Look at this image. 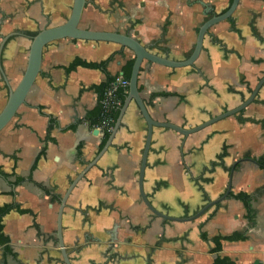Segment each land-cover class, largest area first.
<instances>
[{
	"label": "crops",
	"instance_id": "0c3cea01",
	"mask_svg": "<svg viewBox=\"0 0 264 264\" xmlns=\"http://www.w3.org/2000/svg\"><path fill=\"white\" fill-rule=\"evenodd\" d=\"M109 1L87 0L80 24L89 6L105 13ZM118 1L122 7H109L115 21L83 28L129 33L151 52L173 59L190 54L205 18L196 0ZM203 1L218 13L230 0ZM71 4L0 0V42L11 32L63 23ZM29 44L13 35L2 49L1 66L11 87L26 66ZM132 58L114 43L61 39L45 47L26 103L0 131V210L7 238L0 243V264H64L55 231L59 198L100 149L94 86L105 78L100 68L70 65L75 59L104 62L117 78ZM262 75L264 0H239L230 20L209 29L192 67L143 62L138 89L154 120L192 127L239 105ZM6 96L0 75V108ZM145 134L131 101L111 145L66 199L61 226L70 263L215 264L218 257L264 264V169L253 162L264 156V85L242 113L186 137L153 127L143 175V191L155 209L186 217L224 192L233 167L231 193L249 196L250 214L230 196L191 221L153 215L137 185ZM233 234L235 239L225 238ZM215 237L221 238L218 251Z\"/></svg>",
	"mask_w": 264,
	"mask_h": 264
},
{
	"label": "water",
	"instance_id": "95a60500",
	"mask_svg": "<svg viewBox=\"0 0 264 264\" xmlns=\"http://www.w3.org/2000/svg\"><path fill=\"white\" fill-rule=\"evenodd\" d=\"M196 2L203 7V11H202L203 15L206 16L210 11H212L211 6L205 3L203 0H196ZM86 3L87 0H72L69 15L67 16L65 21L59 25L45 27L35 31V33H31L29 31L11 32L8 35L2 37L0 42V75L7 86L6 100L2 108L0 109V131H2L10 123V121L15 117L17 110L26 103V98L40 72L43 51L45 47L51 42L61 39H69L74 41H84V42H93V43L96 42L114 43L122 48L128 49L133 54V58H132L133 62L131 66L130 75L128 78L127 92L121 107L118 109L117 118L114 121L113 127L105 143L99 149V151L93 157V159L90 160L88 163H86L85 167L81 171H79L76 174V176L70 181L65 192L59 198V205L56 214L55 231H56V238H57L59 252L61 254L62 262L64 264H71L67 252L64 248L63 239H62L61 218H62L63 209L65 207L66 199L69 196L71 190L77 184V182L81 178H83V176L89 169L95 166L98 159L111 145L113 137L121 124V119L125 113V110L127 109L131 101L135 103L139 111V114L141 115L146 125V134L144 138V145L142 148L140 165L137 176V185H138L140 199L142 203L145 205V207L153 215L161 218L162 220L186 222L199 217L201 214H203L213 205H217L221 201L230 197L231 174L234 168L233 167L231 168L229 180L224 192L219 197L206 202L200 209H198L192 215L186 217H174L158 211L151 205V203L149 202L147 196L143 191L144 168L146 166V157L151 142L153 127L170 129L186 137L189 134L200 131L205 127H208L220 120H223L227 117H233L242 113L249 104L255 101L260 89L264 85V75H262V77L258 79L255 86L251 89L248 95L245 98H243V100L239 105L231 109L225 110L218 115L210 117L209 119L192 127H182L167 121L154 120L149 114L146 105L144 103V100L141 97V93L138 89V76L142 63L148 62L151 64L165 66L168 68L192 67L201 52L203 40L207 35L208 30L217 23L225 21L228 18H230L237 7L239 0H231L227 9L224 12L219 14H213L199 25V27L197 28L193 48L190 54L182 60L161 56L159 54L151 52L146 45L142 44L137 38H135L133 35L129 33L83 28L80 24V20H81L82 12L86 6ZM13 35H21L23 37L28 38L30 44L28 48L26 66L17 83L14 85V87H11L9 85L6 75L2 70L1 52L7 39ZM253 162L256 163L254 160Z\"/></svg>",
	"mask_w": 264,
	"mask_h": 264
},
{
	"label": "trees",
	"instance_id": "16d2710c",
	"mask_svg": "<svg viewBox=\"0 0 264 264\" xmlns=\"http://www.w3.org/2000/svg\"><path fill=\"white\" fill-rule=\"evenodd\" d=\"M228 20H230V18ZM31 33H35V32H31ZM132 62H133V59H130V60L126 61L125 64L122 66V69H121L122 75H121V77L126 79V80H128V78H129ZM76 64H82V65H85L87 67L100 68L104 72V74H105L104 81L101 82L100 84L94 86L95 91L98 93V98H99V102H100V100L103 97V94H104L105 90L107 89V87L110 86V83L116 77L111 76V75L108 74V72L104 68V64H105L104 62H101V63H85V62H82V61H80L78 59H75L74 62L70 65V67H73ZM126 92H127V89L125 90V89H122V88H118L116 90V95L120 99L121 105H122V103L124 101ZM155 95L156 94H153V96H155ZM100 112H101V106H100V103H99V106H98L97 111H96L97 118H96V121H95L94 125L99 122ZM117 115H118V110L113 111L112 116L114 118V121L116 120ZM108 135H109V133H105V135L102 137L100 148L105 143ZM244 158L248 159L249 156L245 155ZM255 161L261 168L264 169V156L255 159ZM230 196L232 198L236 199V200H240L243 203V205H244V207H245V209L247 211V214H250L251 208H250V204H249V196L246 193H243V192H237V193H234V194L231 193ZM3 214H4L3 211L0 210V243L7 242V238L4 236L3 231H2V229H3V224H2V216H3ZM235 237H236V235L233 234V235L227 236L225 238L229 239V240H233V239H235ZM220 239H221L220 237L213 238V242L215 244L214 251L220 250V242H219ZM216 258H217V260H216ZM216 258H215V264H216V261H218V259L226 260V262H224V264H234L233 262H231V261H229V260H227L225 258H218V257H216Z\"/></svg>",
	"mask_w": 264,
	"mask_h": 264
},
{
	"label": "built area",
	"instance_id": "2783aa9c",
	"mask_svg": "<svg viewBox=\"0 0 264 264\" xmlns=\"http://www.w3.org/2000/svg\"><path fill=\"white\" fill-rule=\"evenodd\" d=\"M127 85L128 80L120 76L115 78L105 90L100 100L101 112L99 122L94 125V129L100 137H103L105 133H110L114 123L112 113L121 106V101L116 95V90L118 88L126 90Z\"/></svg>",
	"mask_w": 264,
	"mask_h": 264
},
{
	"label": "rangeland",
	"instance_id": "374dc122",
	"mask_svg": "<svg viewBox=\"0 0 264 264\" xmlns=\"http://www.w3.org/2000/svg\"><path fill=\"white\" fill-rule=\"evenodd\" d=\"M104 10L105 13L96 12L94 10L92 11L91 6H89L84 13L83 19L81 21V26L82 27L88 26L91 28H95V26H100L105 23L108 24V20H110L111 18L113 19L115 15L112 12H110L109 6L105 7ZM120 16H122V14ZM40 29L41 28H37V30Z\"/></svg>",
	"mask_w": 264,
	"mask_h": 264
},
{
	"label": "flooded vegetation",
	"instance_id": "af4514ba",
	"mask_svg": "<svg viewBox=\"0 0 264 264\" xmlns=\"http://www.w3.org/2000/svg\"><path fill=\"white\" fill-rule=\"evenodd\" d=\"M230 1H231V0H230ZM230 1H229V3H230ZM228 5H229V4H228ZM108 6L111 7V8H114V9H115V8H120V7H122V4H120V1H118V0H110ZM227 7H228V6H227ZM227 7H226L223 11L217 13V12H215V11L213 10V8H212V6H211L212 11H210V12L208 13V15H206V16L204 15L205 18L203 19V21L206 20L207 18H209L210 16H212L213 14H219V13L224 12V11L227 9ZM231 17H232V16H231ZM231 17H230V19H231ZM228 19H229V18H228ZM228 19H227V20H228ZM203 21H202V22H203ZM202 22H201V23H202ZM196 32H197V31H196ZM208 32H209V30H208ZM207 34H208V33H207ZM126 89H127V88H126ZM120 107H121V106H120ZM120 107H119V108H120ZM119 108H118V109H119ZM118 109H116V110H118ZM113 124H114V123H113ZM101 140H102V137H101Z\"/></svg>",
	"mask_w": 264,
	"mask_h": 264
}]
</instances>
